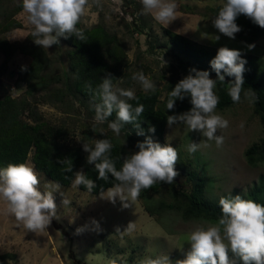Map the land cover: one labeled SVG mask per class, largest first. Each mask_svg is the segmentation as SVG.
<instances>
[{
  "label": "rangeland",
  "instance_id": "rangeland-1",
  "mask_svg": "<svg viewBox=\"0 0 264 264\" xmlns=\"http://www.w3.org/2000/svg\"><path fill=\"white\" fill-rule=\"evenodd\" d=\"M176 2L178 17L167 27L156 22L150 14L145 15L140 0H101L102 7L93 4L81 19L78 25L82 28L101 24L117 38L115 86L133 90L135 94L142 93L140 83L132 76L143 72L156 84L161 102L166 89L189 74L181 62H195L187 53L177 50L169 32L205 46L241 50L246 64L258 65L257 75L264 82V35L244 41L220 33L212 23L214 17L209 7L222 6L226 3L224 0ZM12 19L20 26L0 31V39L7 40L16 49L7 62L6 71L0 74V99L4 96L13 98L12 109L17 112L15 121L5 124V130L23 131L30 125L47 123L61 129L64 135L60 138L65 145L78 148L83 158L89 155L83 150V144L94 146L97 139L118 143L129 155L139 151L124 137V132H128L136 134L139 142L144 141L143 135L137 134L136 127L125 124L119 136L108 128V124L116 119L115 112L104 123H97L95 106L100 101L95 95H84L74 88L76 75L69 68L68 57L71 46L63 38H59V45L45 49L44 77L40 82L34 81L37 85L15 84L17 66H29L33 60L23 49L38 45L31 37L33 26L23 11L22 0H0V24ZM216 36L220 39L215 40ZM250 44L255 45L251 50ZM2 60L0 54V63ZM231 83L225 81V88H230ZM215 111L229 121L228 128L222 133L224 143L221 147H217L215 141L206 140L198 131L189 132L183 123L171 127L167 123L161 137H152L161 145L171 144L177 148L179 159L175 168L179 175L171 185L157 183L151 189L142 190L135 204L128 208L122 207L119 198L113 204L101 198V193L93 195L73 187L75 174L83 172V167L75 170L67 187L60 185V190L53 192L60 219L53 218L48 229L40 235L28 232L13 215L8 214L6 202L0 199V255L13 254L12 259L7 258L9 264H142L159 257H168V264H177L183 260L184 253L191 249V243L187 241L190 233L202 223L207 227L218 221L196 216L183 219L180 206L185 199L182 192L194 187L204 198L220 199L223 196L231 199L240 195L249 199L256 187L263 185L261 192L264 194V159L256 158L251 166L245 156L246 149L259 143L263 136L253 105L243 98L242 92L240 103ZM101 129L105 133H100ZM192 142L209 146L189 153L187 147ZM34 152L35 147H32L25 164L38 173L41 180L38 187L42 193L53 191L58 183L36 169L32 162ZM188 171L193 173L192 177L188 176ZM200 179L204 180L202 186L198 182ZM64 199L68 201L65 205ZM142 199L154 207L157 204L163 207L164 203L171 209L150 215L144 209ZM93 221L99 223V230H94ZM129 223H132L131 230L127 229Z\"/></svg>",
  "mask_w": 264,
  "mask_h": 264
},
{
  "label": "clouds",
  "instance_id": "clouds-1",
  "mask_svg": "<svg viewBox=\"0 0 264 264\" xmlns=\"http://www.w3.org/2000/svg\"><path fill=\"white\" fill-rule=\"evenodd\" d=\"M140 3L143 13L150 14L164 27L178 17L176 0H140ZM93 4L102 7L101 0H22L23 11L33 26L31 37L43 49L59 45L60 37L67 39L74 35L85 41V35L77 25ZM240 15L264 28V0H226L212 23L220 33L235 39L236 34L242 30L236 22ZM219 39L216 36L215 40ZM248 47L251 50L255 45L250 44ZM246 63L241 50L224 46L219 48L210 61L218 80L210 78L207 70L192 68L169 92L166 105L167 110H171L177 99L182 101L190 97L192 107L184 113L167 116L168 125L171 127L183 123L189 132L198 131L206 140L215 141L216 146L221 147L224 143L222 133L228 128L229 121L215 111L220 102L215 92L217 81L224 82L226 75L234 77L228 90L232 102L240 103L243 92V98L248 103H256L258 97L255 91L243 90ZM132 79L140 83L145 93H155L156 84L143 72L133 74ZM87 88L100 101L95 106L97 123H104L115 112L116 119L108 124V128L117 136L120 135L121 127L128 123L134 124L138 135L144 134L138 119L144 113V106L140 104L133 108L128 103L137 99L133 90L115 86L111 74L102 78V83L95 91L91 84ZM92 129L96 131L95 127ZM149 131L154 133L155 127L149 128ZM100 133L105 132L101 129ZM208 146L192 142L187 150L195 153L200 147ZM137 147L139 151L124 158L122 167L117 170L115 162L110 158L113 144L109 139H97L94 146L86 142L83 144V150L89 153L87 162L94 164L98 178L108 181L111 174L118 181L114 187L101 192V198L113 204L119 198L123 208L135 204L142 190L151 189L157 183L171 185L179 175L175 168L179 159L177 148L171 144L161 145L151 136L138 142ZM67 171H71V167ZM40 183L36 170L24 163H10L0 169V199L6 202V212L13 215L28 232L37 235L48 229L53 218L60 219L53 196V192L60 190V185L56 184L53 191L42 193L38 187ZM80 185H84L89 192L96 187L95 181L87 178L82 171L77 172L72 181L73 187ZM67 203L64 199L63 204ZM219 205L222 215L218 222L207 227L202 223L190 233L187 241L191 243V249L186 259L177 261V264H238V261H242V264H264V204L235 195L231 199L222 196ZM93 225L94 230H99L98 222L93 221ZM127 229H132V223H129ZM168 260V257H159L148 259L142 264H168Z\"/></svg>",
  "mask_w": 264,
  "mask_h": 264
},
{
  "label": "trees",
  "instance_id": "trees-1",
  "mask_svg": "<svg viewBox=\"0 0 264 264\" xmlns=\"http://www.w3.org/2000/svg\"><path fill=\"white\" fill-rule=\"evenodd\" d=\"M224 1L226 2V0ZM220 7L221 5L209 7L213 17L218 14ZM236 22L242 29L236 34L241 40L250 41L253 37H262L264 35V28L253 23L250 18L244 15H240ZM18 26H20V23L12 19L4 24H0V31ZM77 27L83 31L86 38L85 41L79 40L74 35L67 39L61 38L71 46L68 51V57L69 68L76 75L74 88L84 95H93L88 91V84H91L92 89L95 91L99 84L102 83V78L107 75L111 74L113 82L115 81L118 75L116 54L118 53L119 45L116 41L117 38L101 24H96L90 28H82L79 25ZM169 37L171 42L177 46V50L180 49L182 52L187 53L195 61L191 64L189 60L186 63L181 60V66L185 70L190 71L192 68L207 70L210 73V78L218 80L216 72L211 68L210 61L216 56L219 48L199 44L175 32H169ZM15 50V47L7 40L0 39V54L3 56V60L0 63V74L6 71L7 62ZM23 51L30 55L33 60L29 66H17L15 84L37 85L34 81L38 80L40 82L44 77L43 68L47 62L45 49L36 46L30 49L25 48ZM242 55L244 54L242 53ZM257 66L255 64L254 66L245 65V83L243 85V90L252 89L258 97V101L252 103V105L254 112L259 117L263 131L260 142L253 144L245 151V156L251 166L257 161L256 158H259L258 160L264 159V82L257 75ZM63 74L67 75L66 73ZM233 80L234 77L225 76V81L231 82ZM225 81H217L215 88V92L220 98V102L217 105V108L220 110H224L234 104L228 94L229 88H225ZM173 85H170V88L166 89V94L161 102H159V91L157 90L155 93L138 92L135 94L137 99L128 101V103L132 104L133 108L140 104L144 106V113L138 118L140 126L144 130V140L148 136H162L163 130L167 125V116L178 115L183 110L191 109V98L185 97L182 101L176 100L174 109L167 110L166 105L169 92L175 87ZM13 104V98L10 96H4L0 99V169L5 168L10 163L25 164L31 148L35 147L32 160L34 166L48 178L61 185V187H67L74 177L75 170L81 167L84 168V175L95 181L96 187L90 192L93 195H97L109 187H114L118 183L111 174H109L108 181L99 179L98 171L95 170L94 164H89L87 158H83L78 148L75 149L70 145H65L63 139L60 138L61 135H64L61 129L51 127L47 123H38L28 126L23 131H6L5 124L15 121L17 116L16 110L12 109ZM129 125L134 126L132 123H129ZM151 127H155L154 133L149 131ZM124 137L127 139V142L137 146L139 140L136 134L132 135L124 132ZM112 144L113 148L110 158L115 162V166L119 170L122 167L123 159L129 156V153L118 143ZM69 167H71V171H67ZM192 175L193 173L188 171V176L192 177ZM198 182L202 186L204 180L200 179ZM258 186L260 187H256L249 195V199L264 204V194L261 192V186L263 185ZM78 188L89 192L84 185H80ZM181 195L185 199L180 206L183 219L187 220L196 216L218 221V218L222 215L219 199L204 198L200 196L194 187L188 192H182ZM142 200L144 209L150 215H156L158 212L171 209L170 206L164 203L163 207L158 204L154 207V205L147 203L145 199ZM187 253L188 251L184 253V259H186ZM13 257L14 255L11 253L0 255V264H9L10 262L7 258L12 259ZM238 264H242V261H238Z\"/></svg>",
  "mask_w": 264,
  "mask_h": 264
},
{
  "label": "crops",
  "instance_id": "crops-1",
  "mask_svg": "<svg viewBox=\"0 0 264 264\" xmlns=\"http://www.w3.org/2000/svg\"><path fill=\"white\" fill-rule=\"evenodd\" d=\"M2 236H1V233H0V238H1ZM12 264H15V263H12Z\"/></svg>",
  "mask_w": 264,
  "mask_h": 264
}]
</instances>
